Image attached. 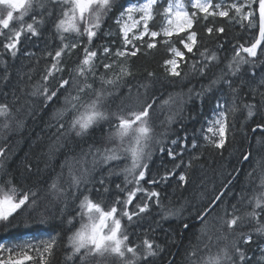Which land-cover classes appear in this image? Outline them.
I'll return each instance as SVG.
<instances>
[{
	"label": "trees",
	"instance_id": "trees-1",
	"mask_svg": "<svg viewBox=\"0 0 264 264\" xmlns=\"http://www.w3.org/2000/svg\"><path fill=\"white\" fill-rule=\"evenodd\" d=\"M142 1L121 0L118 5L116 4L105 20L101 31L93 40L92 47L99 48L100 45H108L113 49L120 47V44H115V42H119V38L114 33V29H116L115 20L123 6L129 2ZM227 2L232 3L234 0H227ZM163 7H166V0L158 4L156 12H162ZM46 8H50L53 15L51 17L45 15V23L38 29L39 36H32L27 32L22 33L15 57L3 48V44L7 42L6 37L10 34L9 30H3L4 34L0 35V104H7L11 109V115L7 121L0 118V148L4 150L3 157H0L2 165L0 184H3L7 189L9 185L6 181L11 180L18 188L37 192L39 207L35 211H19L12 217L11 226L20 227L23 232H31L30 238L34 235L46 239L49 235L59 233L58 247L55 250L53 264H80L78 257L74 258L72 262L65 260L66 255L71 251L67 238L79 227L78 220L68 224V219L77 215L78 205L85 196H89L96 202L105 203L113 202L117 196L123 199V193L117 190L115 186L119 184L123 188L124 178L122 174H113L108 177L109 168L115 167L114 164H97L93 168L92 157L88 155L83 167L89 170L87 179L90 182L81 183L78 190L69 187L71 184L69 164L72 165L74 171L77 169L76 174L78 175L80 171L78 169L81 168L79 162H81L82 156L87 153L90 145L111 147V143L114 141L110 143L108 136L110 132L114 131L111 125L115 124L116 121L112 120L111 124L105 122L90 130L84 137H76L71 134L57 143V122L54 115L57 109L64 106L62 103L63 96L61 95L60 100H54L45 106L43 97L33 95L34 86L42 82L41 77L45 74L46 68L53 63L55 51L62 46L59 35L54 28V21L57 19L60 5L48 0ZM39 13L40 9L34 5L33 10L24 17L23 24L31 23L33 16L39 19ZM202 15L199 14L198 16ZM162 23L163 18L156 15L151 24L152 30H159ZM20 26L21 21L18 19H13L10 22L11 29H19ZM208 27L213 28L211 34L206 32ZM220 27L224 28L223 33L216 31ZM110 29L112 32H105ZM193 29L198 34V44L194 49V54L187 53L176 36L172 38V45L163 44L160 42L161 38H157V46L151 50L141 46L138 42L141 51L137 56L131 57L127 61L131 66L133 75L126 77L119 83L118 87L110 86L107 89L115 93L107 102L109 113L118 111L121 101L125 104L134 102L128 99L129 87L133 89V97L139 91L141 101L151 102L152 98L156 97L155 112L150 113L154 130L157 134L164 131L169 133L166 138H159L170 141L178 137L182 138L187 134L189 141L187 150L183 152L182 156H177L175 160L171 159L166 151L163 154L160 153L158 151L159 146L154 144V154L149 164L151 174L159 176L172 170L174 165L180 163L181 160L184 161L179 168H175L174 176H170L167 182H161L157 185L164 208L173 211L178 210V215L162 219L161 208L149 201V210L142 213L139 219L133 217V221L125 227L129 234V240L131 238L135 244H139L147 234L148 239L161 246L162 250L159 251L158 255L149 258V264H191L188 253L193 249L196 250L197 255L191 259L199 260L209 250L215 253L220 247L229 244L231 240L236 238V234L241 232H253V243L246 249L247 254L252 257L251 262H253L256 260L259 249L264 248V235H258L254 232L257 225L255 221L246 216V213L252 211L248 199L254 193L262 191L259 184L261 175L264 174V133L258 131L253 134L251 128L254 127L257 118L245 123L246 111L241 107L235 116V136L233 137L230 128L223 149H217L206 144L203 134L217 110V101L226 107L230 106L232 101V92L223 81L213 86L210 91H204V89L221 72L227 73L226 65L233 59L238 46L241 44L246 47L250 46L258 35V29L249 28L247 23L242 26L239 22L226 17L198 19ZM185 36L186 33L180 35V37ZM67 37L65 33L64 43H74L78 40L83 41V43L77 49L72 50L70 55L64 54L62 56L61 65L64 71L55 74L57 79L60 76L69 77V71L74 70L83 58V46L87 44L85 37L78 38V40H75L74 37ZM147 42L149 40L145 39V44ZM171 46L185 51V62L180 64L181 77L169 76L163 67L164 61L172 58L168 50ZM205 49H207L208 55L215 53L218 59L210 64L204 75H200L192 70L191 65L196 62L197 68L203 66V57L200 53ZM241 55L245 54L241 53ZM105 62L110 61L105 59ZM251 71L250 65H242L237 76L225 75V79L232 80L233 87L241 88L237 98L238 105L249 102L248 87L242 86V82L254 83L250 76ZM104 72L102 66L97 67V75ZM255 72L257 79L264 77V56L259 55L257 57ZM148 73L155 75L149 77ZM106 75L110 76L111 73ZM57 79L50 78V88L56 87ZM139 85H148V87H138ZM94 87L99 88V82L94 83ZM261 90L264 91V89ZM197 93H203V95L198 96ZM177 94L182 96L184 101L182 105L177 100L171 106L163 105L160 107L163 101L168 100L169 96L176 97ZM172 113H177V115L173 123L169 125L166 122V117ZM12 115H15L12 120L14 129L4 128V123H9ZM229 121L231 124V116H229ZM17 122H21V126H17ZM61 122L67 128V118ZM242 125L247 135L241 131ZM193 138L198 145L196 149H191ZM182 143L183 141L180 140L175 146L166 144V148L172 147L174 152H178ZM246 153H251L250 159L243 163L242 157ZM193 157L198 158L192 159ZM190 160L191 167L186 168ZM120 167H123V163ZM240 167L242 168L238 178L230 187L231 193L225 198L229 212L232 211L231 206L236 205V215L241 217L238 226L232 233H229L226 226L221 227L218 219L223 215L224 205H221L206 218L207 231L202 234V225L195 219L196 214L207 207L213 197L222 190L224 185L228 184ZM181 173L186 175V182L179 181L178 177ZM249 173L252 175L249 176ZM59 177L61 178L59 187L65 190V195H60L49 189V185ZM101 177H108L105 181L108 187L106 193L98 183ZM65 180L68 181L67 184ZM98 189L99 191H97ZM58 194L60 195L59 202L55 201L54 198ZM41 220L46 222L42 223ZM124 221L127 220L124 219ZM261 221L264 222V215L261 216ZM184 223L189 224L187 230L182 227ZM3 233L0 225V241L6 236ZM14 234L12 231L7 234L9 238L14 240V243L20 242L25 236L16 237ZM209 236L212 237L211 243L208 241ZM217 237H226V239L217 240ZM205 245L208 247L205 248ZM104 262V264H109L106 262V257H104ZM117 262L122 264L120 260Z\"/></svg>",
	"mask_w": 264,
	"mask_h": 264
},
{
	"label": "snow or ice",
	"instance_id": "snow-or-ice-1",
	"mask_svg": "<svg viewBox=\"0 0 264 264\" xmlns=\"http://www.w3.org/2000/svg\"><path fill=\"white\" fill-rule=\"evenodd\" d=\"M48 0H0V5H5L9 9L6 18L0 19V35L3 30H9L6 37L7 42L3 44L5 51L10 52L15 57L18 51V44L22 33L27 32L32 36H39V27L45 23V15L51 17L53 15L50 8H46ZM52 2L60 5V11L57 19L54 21V28L62 42V46L55 51L53 63L46 68L45 74L41 77V83L34 86L33 95L43 97L45 106L54 100H60L63 96V107L57 109L54 119L57 122L56 141L59 143L63 138L74 134L76 137L86 136L90 130L112 120L116 123L112 124L114 131L109 133L108 140L111 147H94L89 146L87 153L81 158V168L79 175L76 174L71 164H69V177L71 184L69 187L79 189L81 183L90 182L87 177L89 170L83 167L86 157L91 155V164L93 168L97 164L115 165L110 167L108 177L111 175H123V184H117L115 187L124 198L117 196L116 199L107 207L103 206V202H96L89 196H85L79 203V211L75 217L69 218L67 223L72 224L74 220L79 221V227L68 236V246L71 248L70 253L65 257L66 262H72L74 258H79L80 264H86L89 257L105 255L115 256L122 264H149L150 257H156L161 251V246L155 241L149 240L147 234L139 244H132L129 240V234L122 219H126L130 224L133 217L139 219L142 213L149 210V201L161 208L162 219H168L178 215V210L165 209L160 200V192L155 190V186L161 182H167L170 176L175 175V168H179L180 163L175 164L174 168L166 171L163 175H153L150 172L149 164L153 157V145H158L160 153L167 152V155L175 160L177 156H182L183 152L188 148V137L185 134L182 138L173 140L160 139L159 137H167V131L157 134L152 124V115L154 113V105L156 97L151 102L141 101L140 93L136 92L133 97L132 87L128 88V99L134 101L125 104L121 101L118 111L109 113L107 102L110 97L115 95L114 92L107 89L111 86L118 87L126 77L133 75L131 66L127 61L131 57L137 56L141 48L136 46L139 42L141 46H145L151 50L157 46V38H161L160 42L166 45H172L173 36H176L179 43L187 53L194 54V49L198 44V34L193 29L198 19L207 20L208 17H226L230 20H237L242 26L247 22L249 28L258 29V35L255 37L250 46L243 44L238 46L233 59L226 65L227 73L221 74L212 80L204 91H210L213 86L223 81L232 92V101L230 106H225L217 101L216 108L219 110L214 114V118L209 121V127L204 130L203 138L206 144L217 149H223L227 141V134L230 128L232 135L235 136V116L241 107L246 111L245 123L248 120L257 118L254 127L251 128L253 133L258 131L264 133V77L257 79L255 67L258 57V50L261 56H264V0H234L230 4L223 5L221 3H213L212 0H191L192 11L189 12L182 0H166V7L162 12L157 13L155 9L159 0H143V2H129L122 7L117 16L115 23L118 26L119 33L122 37L121 46L113 47L108 45H100L99 48L92 47L94 38L101 31L102 25L109 17L116 6V0H52ZM34 5L40 9V18L32 17V22L23 24V18L33 10ZM255 6V7H254ZM17 9L20 11L19 17L21 26L19 29H11L10 22L13 20V13ZM230 12L232 15L230 16ZM198 13L203 14L198 16ZM156 15L163 18L159 30H152L149 25L154 21ZM83 26V27H81ZM218 33H223L224 28L216 29ZM186 33L185 37H180V33ZM208 34L213 32L212 27L206 29ZM65 33H73L78 38L85 37L87 44L83 46V58L74 70L69 71V77L60 76L58 79L55 74L62 73L64 68L61 65V59L64 54H71L72 50L81 46L83 41L78 40L74 43H64ZM131 34V35H130ZM145 37L149 42L145 44ZM169 52L172 58L164 61L163 67L165 72L171 77H181L180 64L184 63L185 51L180 48L171 46ZM99 52V55H98ZM244 53L245 55H241ZM49 55H52L49 53ZM203 57V66L197 68L196 62L191 67L194 72L204 75L210 64L218 58L215 53L208 55L207 49L200 53ZM247 57V58H245ZM107 59L110 62H105ZM99 62V63H98ZM242 65H250L252 71L250 76L252 82H242V86L248 87L249 102L237 104L241 88L233 87L231 79H225V75L235 77L241 71ZM102 66L104 73L97 75L96 69ZM116 69V71H113ZM111 73L110 76L106 75ZM149 77H153L154 73H148ZM6 78V77H5ZM50 78L57 79L56 87H49ZM92 82H89V81ZM99 82L100 87H94V83ZM138 87L147 88L148 85H139ZM191 91V90H190ZM202 96L203 93H197ZM179 100L183 104L180 94L176 97L169 96L168 100L163 101V105H173ZM222 109V110H221ZM11 115V109L7 104H0V118H7ZM177 113H172L166 117L167 124L173 123ZM229 116L232 117L230 124ZM67 118V128L62 120ZM17 126H21V122H17ZM4 128L9 127V123L5 122ZM241 131L244 135L247 132L242 125ZM182 140L180 151L174 152L172 147ZM198 147L195 138L191 141V149ZM4 150L0 148V157H3ZM251 153L243 155L242 159L247 161ZM193 157L192 159H197ZM123 163V167H120ZM63 167V166H62ZM191 167V160L186 168ZM2 168V165H0ZM239 173V169L236 170ZM252 173H249L251 176ZM108 177H101L98 183L106 193L108 187L105 181ZM179 181L186 182V175L181 173L178 177ZM143 182V183H142ZM9 185L7 190L3 184H0V222L9 221L10 217L19 211L29 210L35 211L39 207L38 196L36 191L24 190L18 188L11 180L6 181ZM224 185L222 190L216 194L209 202L207 207L201 209L195 219L201 223V233L207 231V217H209L217 207L224 205L223 215L219 217L221 227L226 226L229 233L238 226L241 217L236 215L237 208L233 204L232 211L227 208L226 196L231 193L229 185ZM149 185V188L144 187ZM129 186H131L129 188ZM259 187L262 191L254 193L249 199L248 204L252 206V211L246 213V216L255 221L256 228L254 232L258 235H264V222L261 216L264 215V174L261 175ZM151 188V190H150ZM51 191L60 195H65L64 189L59 187V178L49 185ZM99 191V189L97 190ZM138 194L143 199V203L135 204V211H129V205L133 204ZM243 199V196H241ZM42 223L46 222L41 220ZM183 229L187 230L189 224L184 223ZM226 237H217V240ZM59 233L49 235L46 239H29L6 246L0 243V264H53L55 250L58 247ZM209 243L212 237H208ZM253 243V232L238 233L236 238L231 240L229 244L220 247L215 253L210 250L199 260H193L192 257L197 255L195 249L188 253L191 264H250L252 257L247 254L246 249ZM208 245H205L207 248ZM142 249V251H140ZM259 251L264 254V248ZM257 264H264V255H262Z\"/></svg>",
	"mask_w": 264,
	"mask_h": 264
},
{
	"label": "rangeland",
	"instance_id": "rangeland-1",
	"mask_svg": "<svg viewBox=\"0 0 264 264\" xmlns=\"http://www.w3.org/2000/svg\"><path fill=\"white\" fill-rule=\"evenodd\" d=\"M120 1L121 0H116V4L118 5L119 3H120ZM143 2V1H142ZM160 2H163V0H159V3ZM182 2L185 4V6H186V8H187V10L189 11V12H191L192 11V8H191V0H182ZM212 2L215 4V3H221L222 4V6L223 5H226V4H230V2H227V0H212ZM158 3V4H159ZM255 7V6H254ZM9 9L7 8V6H5V5H0V19H4V18H6V15H7V11H8ZM20 11H22V9H17L16 11H14V13H13V19H17L18 17H19V14H20ZM155 11H156V9H155ZM199 14H201V13H198V15ZM230 15H232V13L230 12ZM25 17V16H24ZM23 21H24V18H23ZM235 21H237V20H235ZM153 23V21L152 22H150V25H149V27L151 28V24ZM245 23H247V22H245ZM103 25H104V23H103ZM103 25H102V27H103ZM81 27H83V26H81ZM194 27V26H193ZM116 29H114L115 31H114V33H116L115 34V36L117 37V38H119V42H115V44H120V46H121V40H122V37H121V35H120V33H119V30H118V26L116 25V27H115ZM102 29V28H101ZM152 29V28H151ZM105 32H112V30L110 29L109 31H105ZM67 34V38H69V37H74L75 38V40H78V37L75 35V34H73V33H66ZM181 34H183V32L182 33H180L179 35H181ZM131 35V34H130ZM173 37H175V36H173ZM73 38V39H74ZM80 39H82L83 37H79ZM95 39V38H94ZM145 39H148V37H145ZM136 46L138 47V42H136ZM260 55V52H259V50H258V56ZM222 110V109H221ZM217 111H219L218 109L216 110V112ZM215 112V113H216ZM214 113V114H215ZM15 117V115H12V117H10V121H9V127H8V129H14V124H13V122H12V120H13V118ZM214 118V115H213V117H212V119ZM211 119V120H212ZM210 120V121H211ZM210 126V125H209ZM0 165H1V163H0ZM79 165H81V162H79ZM80 168V167H79ZM78 170H80V169H78ZM75 172H77V169L75 170ZM78 175H79V173H78ZM59 181L61 182V178L59 177ZM65 183L67 184L68 183V181H66L65 180ZM143 183V182H142ZM144 187H146V188H149V185H147V184H144ZM5 190H7L6 188H5ZM150 190H151V188H150ZM155 190L156 191H158V187H156L155 186ZM60 195L58 194V195H56V196H54V198H55V201H57V202H59V200H60V197H59ZM112 202H108V203H105V202H103V206L105 207V208H107L110 204H111ZM136 203H143V199H142V197L140 196V194H138V196H137V198H136V200H134L133 201V204L132 205H129V207H128V210L129 211H135V204ZM149 203V202H148ZM14 215H16V214H14ZM12 217H10L9 219H11ZM122 225H124V226H126L127 224H128V222L127 221H124V219H122ZM1 223V222H0ZM1 225V224H0ZM38 238H40V239H45V238H41V237H38ZM29 239V238H28ZM30 239H33V237H31ZM35 239V238H34ZM25 240H27V239H25ZM150 240V239H149ZM130 242L132 243V244H135L133 241H131V238H130ZM140 251H142V249L140 250ZM262 255H264V254H262L260 251L258 252V254H257V256H256V260L255 261H253V262H251L250 264H257V261L259 260V258L262 256ZM104 257H106V262H109V264H118V262L117 261H119V259L117 258V257H115V256H109V255H105V256H103V257H99V256H95V257H89L88 258V260L86 261V264H104L105 262H104ZM93 258H96V259H93ZM109 258V259H108ZM108 259V260H107ZM122 262V261H121Z\"/></svg>",
	"mask_w": 264,
	"mask_h": 264
},
{
	"label": "flooded vegetation",
	"instance_id": "flooded-vegetation-1",
	"mask_svg": "<svg viewBox=\"0 0 264 264\" xmlns=\"http://www.w3.org/2000/svg\"><path fill=\"white\" fill-rule=\"evenodd\" d=\"M156 187H157V185H156ZM12 219V218H11ZM11 219H9V221H7V222H1L0 224H1V229L3 230V235L5 234L6 236L0 241V243H4L6 246H8V245H10V244H13L14 243V240L13 239H11V238H9V235H7L8 234V232L9 231H12V232H14L15 234V236L16 237H20V236H22V235H25L24 237H26L25 239H27V240H29L30 239V235H31V232H23L22 230H21V228L20 227H14V226H11V224H12V220ZM24 233V234H23ZM11 237L12 238H14V236H12L11 235ZM24 237H22L23 239H24ZM33 237V239L34 238H38L37 236H32ZM29 238V239H28ZM23 239L21 240V241H23ZM24 239V240H25ZM20 241V242H21ZM18 243V242H17Z\"/></svg>",
	"mask_w": 264,
	"mask_h": 264
},
{
	"label": "water",
	"instance_id": "water-1",
	"mask_svg": "<svg viewBox=\"0 0 264 264\" xmlns=\"http://www.w3.org/2000/svg\"><path fill=\"white\" fill-rule=\"evenodd\" d=\"M253 134H255V133H253ZM249 159H250V156H249ZM249 159H248V160H249ZM248 160H247V161H248ZM247 161H244V160H243V163H244V162H247ZM241 168H242V167H240V169H239V173H240V171H241ZM239 173H236V174L234 175V177L231 179L232 183H231V185H229V187H231L232 184L236 181V179L238 178ZM199 223H200V222H199Z\"/></svg>",
	"mask_w": 264,
	"mask_h": 264
}]
</instances>
